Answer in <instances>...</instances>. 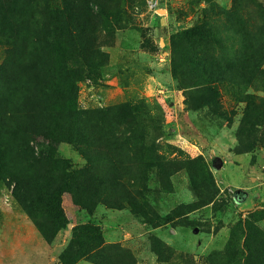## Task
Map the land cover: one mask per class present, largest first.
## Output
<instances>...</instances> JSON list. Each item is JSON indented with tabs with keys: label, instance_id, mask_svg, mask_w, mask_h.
Wrapping results in <instances>:
<instances>
[{
	"label": "rangeland",
	"instance_id": "1",
	"mask_svg": "<svg viewBox=\"0 0 264 264\" xmlns=\"http://www.w3.org/2000/svg\"><path fill=\"white\" fill-rule=\"evenodd\" d=\"M46 2L63 6L0 0L14 19L0 29V264H65L68 248L71 264H264V76L243 84L264 58V0H92L101 13L72 37ZM73 98L88 117L74 131ZM30 129L52 155L31 157ZM17 178L45 229L46 191L60 199L53 242Z\"/></svg>",
	"mask_w": 264,
	"mask_h": 264
},
{
	"label": "trees",
	"instance_id": "2",
	"mask_svg": "<svg viewBox=\"0 0 264 264\" xmlns=\"http://www.w3.org/2000/svg\"><path fill=\"white\" fill-rule=\"evenodd\" d=\"M62 2H63V6H62V8L60 10H58V9L52 10L53 8L51 7L50 3L46 2L41 7L40 15L48 13V14H51L54 17H56L58 19L57 21H60L62 19L63 22L65 23L64 24V29L67 31V33L69 34L70 37H72V32H74L76 30V29H74L72 23H76V21L79 20L80 23L83 22L82 28L86 27L87 25H89V22L94 17H96L99 13H101L100 7L103 6L102 4H99L98 6L95 5L92 2V0L83 1L82 4H83L84 10H85V15H86L85 17H83L82 10L77 5H75V6L72 5V2H73L72 0H62ZM94 6L97 7V10L94 9ZM0 7L3 10L7 11L5 13V18L8 20V22H6L7 20H5L3 17H1V19H0V29L3 32H5V34H6V32H8V30L12 31L11 27L14 28V23H13L14 19L13 20L11 19L10 15H9V12H8L9 9H8L7 5H5L3 3ZM240 10L241 9L238 8L237 5L235 4L234 7H233V10L231 11L232 16L233 17L238 16L239 13H240ZM226 15L227 16L231 15L229 10L227 11ZM198 26H203V23L199 24ZM90 43H91V41H90ZM86 45H87V43H86ZM240 59H241V55H240V57L238 55H235V61L231 60V63L232 64H236L235 62L236 61L239 62ZM262 59H264L262 54L259 55V57H256L255 59H253V61L254 60H256V61L258 60L261 63L259 65L258 64L256 65V61H255V63L253 64V67H252V73L253 74L251 76H249V78L247 80H245V82L243 84H251L253 81L258 80L257 77H258L259 74H262L264 76V68H263ZM245 61L248 64V60L244 59V62ZM25 66H26V69H27L28 67H27L26 64H25ZM86 66L88 67L89 71L92 70L91 69V67H92L91 62L87 63ZM205 70H206V72L209 75H211V74L212 75H216L215 74V70H212L211 73H209L208 70H211V68H205ZM233 72H235V69L231 70L232 79H236L237 77H236L235 73H233ZM12 76H14V75H12ZM14 78H15V76H14ZM263 83H264V78H263ZM251 101H253V100H251ZM251 101H249V102H251ZM70 105H71V107L68 110V115L69 116H67V120L69 121L68 123H69V125H71V128H73V131L74 130H79V129L74 128L75 126H72V125H76V124H74V121L76 123L81 117L86 119V120H88L87 111L80 110L79 108H77L76 102L74 101V98L71 100V104ZM21 132H22V130L20 128L18 130H16V135H15L16 139H14V146L13 147H17L16 141H17V139H19V136H20ZM38 134L39 133H37L36 131L31 130V129L27 130V131L25 130L24 133H23V136H25V137L28 136L29 137V138H27L26 147H28V145H30V141H35V140L37 141V139H39V141H37V147L40 148L39 149V154H38V157H36L35 156L36 155V151L34 150V148H32L33 154L31 155V157L33 159L34 158H39L40 156L45 157L47 154H49V155L51 154L52 155V153L49 150L52 149L51 146H52V143L54 142V140H51L52 138L49 137V135L45 134L44 132L39 134V135ZM72 136H73L74 139L78 137V136L76 137V134H73ZM39 137H41V138H39ZM24 138L22 140L23 141L22 142L23 146L25 145ZM72 142H76V141L72 140ZM61 182L64 183L62 186H65V187H67V186L70 187L72 185V183L69 180V178L66 179V177H64L61 180ZM65 187H63V188H65ZM69 187L67 189L71 190V187L70 188ZM13 192H14V195L17 198V200L25 208L26 212L29 215H31V217L34 219L36 225L43 232L44 237L47 239V241L49 243L53 242L54 234L61 227H63L64 224H66V221H65L66 216L64 214V210H63V208L61 206V202H60V199L58 198V196L56 197V196H54V194L52 195L51 192L46 191L47 192V208H48L49 212H53V213H50V214L52 215V219H53V222H54V226H53L54 228L53 229H45L39 223V221H37V219L34 216L33 206L38 204L36 202L38 200L33 198V197H31L27 193L25 180L17 178V180H15V185H14ZM39 193H40L39 195H42L41 194V193H43L42 190ZM40 199L41 198H39V200ZM74 201H75V198H74ZM75 202H76L77 205L82 206L83 208H89V205L87 203L81 201V200H76ZM80 235L84 239H89V240H94V241L98 240L99 241V239L102 236V232L100 230H98V229L90 228V229L86 230L85 232L82 231L80 233ZM74 237H75V234H74ZM73 243H75V242H73ZM69 256L70 255H69V248H68L62 254V260H63V262L65 264H69V263L71 264L72 263V258H71V256L70 257Z\"/></svg>",
	"mask_w": 264,
	"mask_h": 264
}]
</instances>
